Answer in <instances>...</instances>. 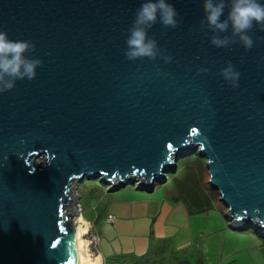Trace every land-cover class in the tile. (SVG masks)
<instances>
[{"label": "water", "instance_id": "water-1", "mask_svg": "<svg viewBox=\"0 0 264 264\" xmlns=\"http://www.w3.org/2000/svg\"><path fill=\"white\" fill-rule=\"evenodd\" d=\"M142 2L0 0V30L43 62L0 93V264H103L90 225L73 223L74 186L151 192L185 150L206 159L229 226L264 237V31L254 25L250 50L216 48L203 0H168L178 26L148 36L172 60L129 61ZM228 62L236 88L220 75Z\"/></svg>", "mask_w": 264, "mask_h": 264}, {"label": "crops", "instance_id": "crops-1", "mask_svg": "<svg viewBox=\"0 0 264 264\" xmlns=\"http://www.w3.org/2000/svg\"><path fill=\"white\" fill-rule=\"evenodd\" d=\"M165 182L161 190L154 186L151 192L134 186L118 190L104 214H97L95 224L84 218L96 240L95 254L103 264L123 253L146 257L154 247L169 243L186 249L194 240L202 242L212 264H264V237L227 226L223 217L212 213L218 210L190 213L182 195ZM109 216L114 217L112 221Z\"/></svg>", "mask_w": 264, "mask_h": 264}, {"label": "clouds", "instance_id": "clouds-1", "mask_svg": "<svg viewBox=\"0 0 264 264\" xmlns=\"http://www.w3.org/2000/svg\"><path fill=\"white\" fill-rule=\"evenodd\" d=\"M226 8L228 11L225 16ZM203 12L200 30L213 33L210 43L216 48H228L239 43L245 50H250L254 40L249 33L254 25L264 31V3L261 0H203ZM177 16L176 8L168 0H143L128 29L125 57L135 61L143 58L156 60L159 56L165 63L170 62L172 57L158 47V42L149 37L148 32L158 21L165 28H176ZM229 31L230 35H221ZM34 51L33 42L12 40L7 32L0 30V93L12 90L17 80L31 81L36 78V69L43 62L26 55ZM199 71L207 72L208 69ZM220 75L233 88L239 86L240 72L234 69L231 62L221 69Z\"/></svg>", "mask_w": 264, "mask_h": 264}, {"label": "rangeland", "instance_id": "rangeland-1", "mask_svg": "<svg viewBox=\"0 0 264 264\" xmlns=\"http://www.w3.org/2000/svg\"><path fill=\"white\" fill-rule=\"evenodd\" d=\"M188 160H190L191 163H193L190 165L191 169L194 171L198 170V174L200 175L199 179L201 180V185H203L205 189H208L209 192H212L215 195L216 198L215 203H217V206L221 207V211L219 210L212 213H216L215 215H220L225 219L227 208L220 201L218 192L210 186L209 174L206 168V159L204 157L199 156L196 150H185L181 153V155L177 159V164H178L177 169L176 170L170 169L166 173L167 183L166 182L165 183L167 185H171V186L173 185L178 191L177 194L179 196L182 195L181 198L187 203L188 206L192 207L190 197L187 196L185 192L182 191V188H180L181 187L180 183H182L183 180L185 179L182 175V173L185 172V169L182 170L183 164L186 165L187 164L186 162ZM189 168H186L187 172L191 170ZM174 174L176 175V178L178 180L173 179L175 177ZM176 181H178V184ZM161 185H162L161 180H157L155 184L156 186L155 188L159 190L161 188ZM124 188L134 189L132 185H127ZM124 188H121L119 190H123ZM73 189L77 190L79 196V200L72 205V207L76 210L75 212H73L74 213L72 219L73 223H76L78 218L79 219L81 218L82 220H84L85 218L94 222L95 217L97 216L98 213L99 215L104 214L106 204L112 197L111 195L113 193L118 192L117 190L108 193V191L110 190L108 189V186L106 184L100 182L98 179L88 180L87 178L81 180L78 184H76V186H74ZM103 219L104 218L101 217V222H103ZM95 223L96 222H94V224ZM225 223L227 224V226H229V223L228 221H226V219H225ZM96 226H100V225L97 224ZM248 231L256 235V233L253 230L248 229ZM87 235L90 236V238L92 239V243H90L89 247L91 253L94 254L96 247L95 246L96 240L93 237L94 234H92L91 232L88 233ZM256 236L261 239L260 236L258 235ZM94 256H96V254H94L93 257ZM144 259L145 261H142L141 264H212L209 261V257L206 254V250L202 246V242H197L196 240H194L193 243H191V245L186 249L184 248L180 249L177 246H175L174 243L166 244L163 247L156 246L150 250V252L147 254V256ZM229 264H233V263H229Z\"/></svg>", "mask_w": 264, "mask_h": 264}, {"label": "trees", "instance_id": "trees-1", "mask_svg": "<svg viewBox=\"0 0 264 264\" xmlns=\"http://www.w3.org/2000/svg\"><path fill=\"white\" fill-rule=\"evenodd\" d=\"M186 163L188 165L183 164V168H182V170L185 169V172L182 173L185 179L183 180L182 183H180L181 184L180 188H182V191L185 192V194L190 197V201L193 207L192 208L187 205L190 213L207 212L208 210L221 211V207L217 206V203H215L216 200L215 195L212 192H209L208 189H205L203 185H201V180L199 179L200 175L198 174V170L194 171L191 169L190 165L193 163H191L190 160H188ZM186 168H189L191 170L187 172ZM174 176L175 177L173 179H177L175 174ZM236 229H242V228L239 227ZM144 258H145L144 255L136 258L123 253L108 260L106 264H141L142 261H145Z\"/></svg>", "mask_w": 264, "mask_h": 264}, {"label": "built area", "instance_id": "built-area-1", "mask_svg": "<svg viewBox=\"0 0 264 264\" xmlns=\"http://www.w3.org/2000/svg\"><path fill=\"white\" fill-rule=\"evenodd\" d=\"M81 216H82V215H81ZM113 218H114L113 216H109V217H108V219H109L110 221H112Z\"/></svg>", "mask_w": 264, "mask_h": 264}, {"label": "bare ground", "instance_id": "bare-ground-1", "mask_svg": "<svg viewBox=\"0 0 264 264\" xmlns=\"http://www.w3.org/2000/svg\"><path fill=\"white\" fill-rule=\"evenodd\" d=\"M80 220H82L81 218H80ZM83 222H84V220H82ZM84 226V225H83Z\"/></svg>", "mask_w": 264, "mask_h": 264}]
</instances>
